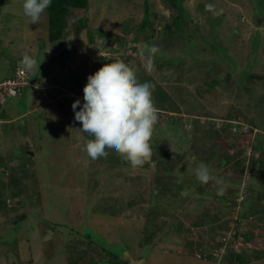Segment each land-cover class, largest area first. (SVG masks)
Returning <instances> with one entry per match:
<instances>
[{
  "label": "rangeland",
  "instance_id": "1",
  "mask_svg": "<svg viewBox=\"0 0 264 264\" xmlns=\"http://www.w3.org/2000/svg\"><path fill=\"white\" fill-rule=\"evenodd\" d=\"M22 4L0 6V83L25 55L41 63L22 94L0 91V264H264V0H89L64 46ZM114 60L169 86L137 169L111 150L91 160L74 119ZM200 163L221 184H201Z\"/></svg>",
  "mask_w": 264,
  "mask_h": 264
},
{
  "label": "clouds",
  "instance_id": "2",
  "mask_svg": "<svg viewBox=\"0 0 264 264\" xmlns=\"http://www.w3.org/2000/svg\"><path fill=\"white\" fill-rule=\"evenodd\" d=\"M51 4L52 0H23V15L30 24H39ZM205 8L214 16L220 14V11L213 10L212 5L206 4ZM145 47L150 54L158 51L155 46ZM40 63L25 55L24 67L16 68L6 79L14 76L19 68H24L28 74L27 84L22 87L25 89L29 85V71L39 68ZM154 87L150 82H140L137 72L123 60L105 63L87 77L83 87V104L76 99L72 108L74 119L82 125L78 128L81 136L91 137L84 146L91 160L106 159L111 150L132 169L143 167L150 161L153 154L151 141L159 120L153 99ZM16 95L19 93L6 96V99ZM77 106H80L79 110H76ZM195 175L201 184L210 181L221 184L205 163L198 165ZM217 194L222 195L223 189L220 188Z\"/></svg>",
  "mask_w": 264,
  "mask_h": 264
},
{
  "label": "trees",
  "instance_id": "3",
  "mask_svg": "<svg viewBox=\"0 0 264 264\" xmlns=\"http://www.w3.org/2000/svg\"><path fill=\"white\" fill-rule=\"evenodd\" d=\"M88 1L89 0H52L51 6L46 11V14L48 17L49 27L51 28L50 29L51 31L49 32V40L51 42L56 43L57 41H59V43H61L62 46L65 45V43L67 41L66 38L71 33V30L65 29L67 18L75 16L76 15L75 11H79V10L86 11L88 9ZM181 1H184V0H179V2H181ZM5 2H6V0H0V6L5 4ZM84 18H86V16H82V18H79L75 23L72 24V28L78 30V28H80V26L82 25V20ZM182 25L183 24L180 21L177 25H175V28L180 29ZM177 31H179V30L174 31L175 32V38L182 40V37L177 33ZM165 32H167V34H169V30L165 31ZM116 38L121 40L120 44L122 45L124 42L123 41L124 39L117 37V36H116ZM250 74L251 73H249L247 80L251 79ZM153 85L155 86L154 92H153V98L159 96L156 93L158 91L160 93L158 101L163 102L164 101L163 97L166 95V88H168L169 86H160L157 84H153ZM173 87L175 88V90L181 91L180 86H173ZM23 90H24V88L21 89V91L19 92V95L24 92ZM187 92H188L187 97L190 98L189 104H191L192 103V95L189 94L190 91H187ZM177 93L182 95V92H177ZM197 101L195 102V104L197 103ZM198 103H199V101H198ZM260 110H264V108H260L258 110L262 114V111H260ZM207 113H209V112H207ZM249 121L252 123H255L252 119ZM257 128H260V130H258V132L261 134H258L259 138H257L256 142L252 143V145H254L256 148L261 150V149H264V125L258 124ZM237 145H239V144H237ZM223 159L227 160V158L225 156H222V160ZM243 170H244V166H242L241 168L238 167V170L236 173L242 174ZM251 201H252V199L246 200V205L253 206L252 205L253 202H251ZM205 248L207 249V246H205Z\"/></svg>",
  "mask_w": 264,
  "mask_h": 264
},
{
  "label": "built area",
  "instance_id": "4",
  "mask_svg": "<svg viewBox=\"0 0 264 264\" xmlns=\"http://www.w3.org/2000/svg\"><path fill=\"white\" fill-rule=\"evenodd\" d=\"M28 74L24 68H19L14 76L0 83V91L3 96L18 94L21 88L27 84Z\"/></svg>",
  "mask_w": 264,
  "mask_h": 264
}]
</instances>
